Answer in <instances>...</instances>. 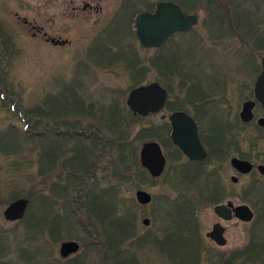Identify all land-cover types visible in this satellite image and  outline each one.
<instances>
[{
    "label": "rangeland",
    "instance_id": "obj_1",
    "mask_svg": "<svg viewBox=\"0 0 264 264\" xmlns=\"http://www.w3.org/2000/svg\"><path fill=\"white\" fill-rule=\"evenodd\" d=\"M165 1L181 4L187 14L198 17V23L190 32L174 37L161 50L144 49L133 33L134 14L152 13L157 2ZM208 1L210 0H202L201 3H193L192 0H103L101 13L91 12L77 16L71 10L70 0H0V92L4 94L3 97L0 96V138H5L1 145L7 142L3 147H18L10 155L1 154L0 148V229L7 233L0 238V264H68L63 263L58 254L59 244L63 240H74L81 244V251L77 256L81 264H106V252L103 251L102 243L109 233L106 236L99 226H96L99 235L94 233L90 221L87 222L85 209L91 200L90 193L93 189H90L94 185L99 191L114 184L123 203L121 211L127 209L133 216L135 234L137 237L148 238L140 244L125 245L118 258L115 257L114 250L115 263L190 264L193 254L187 256L183 250H175L174 243L176 239L184 237L187 230L188 233L192 231V203H196L197 197L206 196L203 193L207 189L204 181L172 180L177 164L169 163L164 175L154 183L141 182L137 174H134V185L132 181L128 185L98 172L95 177L87 178L91 186L88 185L82 190L84 181L76 179L73 191L63 196L59 188L54 193L53 190L58 186L57 183H61V178L66 183L73 180L67 174L70 170L64 165V162L68 163L65 161L67 159L61 160V167L55 168H48L44 163L39 167V160L44 162L47 159L50 141L65 144L64 151H68L74 146L80 133L94 131L99 134L97 127L107 128L109 123L106 121L109 119L100 122L97 118L100 111H107L108 114L112 104H117L123 110L122 123L125 127L119 131L129 134V140L134 142L135 148H139L141 141L138 128L144 127L143 125H158L160 119L154 117L139 122L126 112L124 95L133 85L127 64L131 59L136 60V55H139L144 65H148L153 57L154 60L159 55L166 57L165 61L160 59L162 74L150 66L145 82L158 81L162 86L171 88L170 97L175 99L183 97V88L179 87L181 81L191 79L194 83L202 82L206 78L205 74L209 77L212 73L215 74L222 63L224 66H234L236 69L232 71L242 68L243 64H250L251 61L258 63L259 56H264L263 48L258 49L256 56L254 52L249 54L247 49H242L237 44L236 33L252 35V47L253 39L260 41L264 36V0H218L214 14H210L207 8ZM117 19L119 25H115ZM39 29L47 36L68 41L69 44L53 46L45 41L41 31L37 32ZM100 39L108 41L105 46V51L109 52L107 55L97 49L104 45ZM190 40L197 49L194 53H186L188 50L185 48L189 47ZM175 44L179 46L174 47ZM235 44L240 48L237 54L233 47ZM90 63L95 64L97 70L92 66L89 70ZM200 63L211 65L202 70ZM82 65L87 68L83 69ZM100 65L104 68L101 69ZM211 67H215L212 73ZM77 68H82L79 71L81 75H77ZM172 75H176V78ZM231 77L237 75L233 73ZM72 94H76L78 98L72 97ZM120 96H124L123 100ZM77 99L83 104V111L74 108ZM95 114L96 118H91ZM72 131H77L80 135L77 136ZM44 134L49 137L43 136ZM102 135L101 133L103 138ZM45 147L46 150L42 151ZM112 152L113 171L114 150ZM133 163L135 166L137 162ZM40 169L42 173L44 170L43 174H39ZM90 173L83 170L79 172V177ZM52 184L56 185L53 187ZM245 184L244 180L240 186ZM135 186H141L152 196V202L148 206H137L135 203ZM185 191L193 193L187 195ZM43 193L49 196L51 204L47 205L45 216L40 217L42 227L45 228L42 232L40 227L35 230L34 227L22 224V221L19 223L4 220L5 208L15 199L27 198L28 194L34 197V201L27 198L29 204L26 214L33 217L40 214L42 209L37 200ZM263 195L264 192L260 196ZM260 199L253 198V201ZM182 202V210L174 208ZM261 207L259 205L254 225H231L228 245L222 249L203 242V233L210 229L211 221L217 220L212 207L202 205L198 212V228L201 230L202 240L188 236L193 244L189 252L193 253V249L197 254L201 252L197 257L198 264H264V209ZM71 211L74 212L70 214ZM55 216L60 220L66 217L69 220H65V223L70 222L58 234L60 225L51 224ZM144 218L150 221L148 228L142 225ZM178 219L186 221L187 226ZM253 231L256 232V251L251 246V250L245 252L246 254L250 251L247 258L250 261L245 263V259L230 258L233 251L245 248L250 243ZM167 237L169 239L166 241ZM157 240L165 243H156ZM89 241H99L98 246L89 245ZM20 245L29 251V258L20 257ZM113 247L120 249L117 244ZM126 248L131 250L130 254L126 252L128 256L124 252ZM123 259L126 263L122 262Z\"/></svg>",
    "mask_w": 264,
    "mask_h": 264
},
{
    "label": "flooded vegetation",
    "instance_id": "obj_2",
    "mask_svg": "<svg viewBox=\"0 0 264 264\" xmlns=\"http://www.w3.org/2000/svg\"><path fill=\"white\" fill-rule=\"evenodd\" d=\"M102 1L103 0H70V4L72 5L71 10L75 14H77V16L90 14L91 12L98 14L103 10V7L101 5ZM222 1L223 0H221L220 2ZM170 2L178 5L186 15H193L187 14L186 10L183 9L181 4L174 1ZM215 2L216 4H219L218 0H215ZM156 4L154 11L156 9ZM221 22L223 23V20ZM192 28L185 32L174 34L158 47L145 48L142 45L141 47L144 49H154L156 51L161 50L170 41H172L174 37L181 33H188L192 30ZM39 31L43 33L45 41L53 46H64L69 44L68 41H63L55 37L47 36L42 29L37 30V32ZM133 33L136 37L135 29ZM112 34L113 33H111L110 36H112ZM236 35L235 36L238 41L237 44L242 49H247L249 54L251 52H254L256 56V53L259 52L258 49L263 48L264 50V36L261 37L260 41L253 39L254 47H252L250 45V43L252 44V35H242L241 33H236ZM103 40L100 39V41H102L104 45H102L101 47H97V49L102 50V53L107 55L109 52L105 51V46H107L108 41ZM175 46H179V44H175L174 47ZM181 47L183 48L182 45ZM233 47L236 50L235 53L240 50V48L236 46V44ZM185 49L188 50V52L186 53H194L197 50L195 46H193L192 40H190L189 47H186ZM259 57L260 58L258 63L251 61L250 64H243L241 65L243 66L242 68L239 67L237 70L233 71L232 69H236L234 66H231L230 64L224 66V64L222 63V66L217 69L218 73L216 72L215 74H213L212 71L215 67H211L210 69L212 77L207 76L204 71H202V73L205 74L206 77L202 82L198 81L197 83H194L191 79H188L187 81L182 79L184 81L180 82L179 87L183 88V97H177V99L171 98L170 93L172 92V89L162 86L160 82H145L150 66L160 73L161 62L166 60V57H164V55L157 56L155 60L153 57V59H150L148 61V65H144L139 55H136V60L135 58L134 60L131 59L129 61L130 64H127V67L130 70L131 81L133 84L132 87H130L126 92V95H124L127 114H131V117H135L139 122L158 117L160 119V123L158 125H143L144 127L138 128V137L141 143L139 148H135L133 143V151H131V154L136 157L137 165H126V167L124 168L125 180H123L122 182H126L129 185L133 177H135L134 174H137V176L139 177V181H150L154 183V181L159 180L160 177L164 175L166 169L169 166V163H171V165L173 163L177 164L176 172L174 171L175 175L173 176L172 180L179 179L180 181H194L200 179L204 181L207 189L204 190L203 193H206V196L202 198L197 197L198 200L196 201V203H192V231L189 233V237L193 236V238L197 240L199 239L198 241L202 240L200 233L201 230L199 231L198 228V212L202 205H209L212 207V212L217 221H211L210 229L203 233V238L205 240L203 242L207 244L209 243L211 246H215L217 248L219 247L223 249L228 245L229 231L232 224L254 225L256 223V218L258 215L259 205H262L263 208H261L264 209V195L263 197L260 196L262 192H264V169L260 170V167L264 168V122L261 123V120L264 119V107L255 97V84L262 72L261 60L264 56ZM161 58L162 61L160 62ZM129 59L130 57L128 56L127 60ZM200 65L202 66L201 69L203 70L204 67H209L211 64L200 63ZM91 66L95 70H97L96 65L91 63L88 66L89 70L92 69ZM100 67L101 69L104 68V66L102 65H100ZM82 68L85 69L87 67L85 65H82ZM82 68H77V75ZM209 73L210 72H208V74ZM233 73H235L237 77H231ZM81 74L82 73H80L79 75ZM172 76H175L176 78V75ZM151 84L159 85L166 92V99L164 101L163 107L158 112H150L147 115L133 114L126 103L130 92L137 87H147ZM72 95L70 96L77 97L76 94ZM124 96H120V99L123 100ZM79 99L81 100V98ZM247 103H252L253 105L251 106V110L247 111V115H249V117L243 119L241 117V113L243 111V107ZM109 107L110 108L108 114L107 111H100V116L97 118L100 122L104 121L105 119L107 120V118L109 119V121H106V123H109L107 128L102 127L103 129H99L97 127V132H99V134L94 133V131H91L90 133H87L86 131L80 133V135L78 134L79 132L72 131L75 132V135L77 134V136H80L77 137L76 143L68 151H64L65 144L60 143L61 146L59 148L60 151L57 167H61L60 161L66 158L67 160L65 161H68V163L64 162V165L65 168L70 170V172H67V174L73 179L72 182L69 180V183H66L65 181L62 182L61 178V183H57L58 186L56 188H59V192H61L63 196L65 194L69 195L70 192L73 191L74 181H76V179H78L79 181H84V186L82 187L83 190V188H87L89 185V181H87V178H89V176L95 177L98 172H103L106 177L110 175L109 179L112 178L111 166L113 145L111 142V134L113 132V129L118 131L122 128L124 130L125 125L122 123L124 122V115L122 114L123 110L118 108L117 104H112ZM74 108L79 111L84 110L83 104L78 102V99L75 100ZM179 113L184 114L187 118H190L192 120L191 122L189 120L190 123L187 129L190 132V137L189 135L187 137L190 141H193V138L195 136V134L193 133L194 127L199 143V146H190L187 149V153H184L183 150L178 145H176L171 138L174 124L170 117L173 114ZM96 116V114L92 115L91 118H96ZM113 117H116L118 119L117 122H115V124H117L115 126H113ZM118 123H120V126H118ZM101 133L103 134V138L100 136ZM108 136L110 137L107 138ZM148 143H156L159 146L160 152L164 158V169L162 174L158 177H153L141 162L144 146ZM236 161L248 163L251 166L250 171L247 173H241L235 167ZM66 166H68L69 168ZM133 167L135 170H132ZM83 170L91 172L90 175L87 174L84 177L81 175L79 177V172ZM102 180L103 178L101 177L100 181ZM244 180L246 183L245 186H240L241 182H244ZM89 186H91V183ZM94 187L96 186L94 185L93 188ZM93 188H91L90 190L92 191ZM135 189L134 201L137 206H148L149 204L140 205L136 201V193L138 191L145 190H143L141 186L140 188L139 186H135ZM185 193L187 195H190L191 193H193V191H185ZM241 197H243V200H241ZM253 198L261 199L255 202L253 201ZM241 206H246L250 210L252 214V219L250 221H243L238 216H236L235 211ZM215 207L226 208L228 210L227 216L217 215L214 211ZM72 212L74 211H71L70 214ZM65 220L69 219L65 217V219H63V225H70V222L65 223ZM89 224L91 228H93V226H99L98 228H100L101 225L99 223H96L95 221L93 223L89 222ZM216 224L221 229V245H218L214 240L206 236L207 233L212 231L213 227ZM255 231H253L252 233L253 237H251L250 243H248L245 248L233 251V254L230 255V258H233L234 260L245 259V263L250 261L247 259L250 251L246 254L245 252L251 250V246H253L252 248L256 251L257 246L255 240L256 238L254 236L256 235ZM144 237L142 236L143 239ZM65 242H76L79 246L78 253L76 252V254H69L67 257H62L60 255V245ZM98 242L89 241L88 244L91 246H98ZM158 242L160 241L157 240L156 243ZM102 244L104 246L103 251L106 252L104 256V258L107 259L106 264H116L114 261L115 248L113 247L112 238H106V240H104ZM119 247L120 249L124 248V246ZM80 251L81 244L74 240H63L60 242L58 247V254L61 261L68 264H81V261H79L77 257ZM200 254L201 252H198L197 256H200ZM124 261L125 260L123 259L122 262Z\"/></svg>",
    "mask_w": 264,
    "mask_h": 264
},
{
    "label": "water",
    "instance_id": "obj_3",
    "mask_svg": "<svg viewBox=\"0 0 264 264\" xmlns=\"http://www.w3.org/2000/svg\"><path fill=\"white\" fill-rule=\"evenodd\" d=\"M196 23L197 17L195 15H186L178 5L172 2H159L153 13H139L135 17L134 26L139 43L143 47L151 48L162 45L172 35L185 32ZM261 62L262 72L255 84V97L264 107V57ZM165 99L166 92L159 85L151 84L147 87H138L132 90L126 103L133 114L147 115L150 112H158L163 107ZM252 105V103H247L243 107L241 113L243 119L249 117L247 111L251 110ZM170 119L174 124L171 138L184 153H187V149L190 146H199L194 127L193 133L195 136L193 141H190L187 137L188 135L190 137V132L187 130L189 123L192 121L190 118L179 113L173 114ZM262 122H264V119L261 120V123ZM141 162L153 177H158L162 174L164 169V158L156 143H148L144 146ZM235 163V167L241 173H247L251 169V166L246 162L236 161ZM263 169V167H260V170ZM136 200L142 205H147L151 202V195L145 191H138L136 193ZM28 203V199L25 198H19L11 202L3 211L4 220L8 222L21 220L25 215ZM214 211L219 216H227L228 212L224 207H215ZM235 214L243 221L248 222L252 219V214L246 206L237 208ZM142 224L144 226H149V219L144 218ZM220 234L221 229L216 224L212 231L207 233L206 236L214 240L218 245H221ZM78 249L79 246L76 242H65L60 245V255L62 257H67L69 254L76 253Z\"/></svg>",
    "mask_w": 264,
    "mask_h": 264
},
{
    "label": "trees",
    "instance_id": "obj_4",
    "mask_svg": "<svg viewBox=\"0 0 264 264\" xmlns=\"http://www.w3.org/2000/svg\"><path fill=\"white\" fill-rule=\"evenodd\" d=\"M195 1H198L199 3L202 2V0H192V2L194 3ZM207 8L210 10V14L211 13H215V9L214 7H216L217 4H215V0H210L207 2ZM138 13V12H137ZM137 13H135L134 15H136ZM119 19H122L121 17ZM119 19H117L118 21H115V25H119ZM2 95V96H1ZM0 96L3 97L4 94L0 92ZM6 99V98H5ZM4 101V99H3ZM113 126L117 125L115 124V122H117V118L113 117ZM118 126H120V123H118ZM114 128V127H113ZM42 136V135H41ZM46 137H49V135H43ZM8 139V137H6ZM5 139V138H4ZM1 140L0 138V148H1V154H5L7 153V155H10L12 152H15L16 149L18 147L13 146L10 149V146H5L3 147V145H6L7 142H5L3 145H1V143H3L5 140ZM111 142L113 145V150H114V165L115 167H113V171H112V178L117 180V181H123L125 180V176H124V168L126 167V165L128 166H132L134 165L133 162L136 161V157L134 155L131 154V151H133V141L129 140V134H125L123 132H120L119 130H114L111 134ZM60 146L61 144L57 141L56 143H54V141H50L48 143V150L49 153H47V159L42 162V160H39V167L42 163H44V165H48L49 168H55L58 166V157H59V151H60ZM45 149H42V151H45ZM134 160V161H133ZM137 162V161H136ZM137 165V163H135V166ZM44 173V170H43ZM42 173V169L39 170V174H43ZM53 187L56 184H52ZM116 186L118 187V185L116 184ZM57 188H55L53 190V193L55 192ZM91 197H90V202L88 201V205L86 206V218L88 219V221H90V223H93L94 221L96 223L101 224L100 228L102 230L103 233L107 234L109 233V236H107L108 238H112V243L117 244L118 246H124L125 245H129L132 243H137L140 244L141 242H144L146 239H148L147 237H144V239L142 237H137V235L135 234L134 231V226H133V216L132 214L128 213L127 209H125V211H121V204H123L120 199H119V194L116 191V187L115 184L112 185V187L107 188V189H99V191H97V187L94 189L92 193H90ZM29 200L34 201V197H32V195L28 194V196H26ZM49 196H46L43 194H41L40 198L37 200V203L41 206L42 212H40V214H38L37 216L33 217L31 214L29 215L26 214L27 216H24V218L21 220L22 224H25L26 226H31L32 228L34 227L35 230L40 229V231L42 232L43 228L42 227V223L40 220V217H42V215L45 216V212H46V208L47 205L51 204V200L48 199ZM86 197V196H85ZM88 197V198H89ZM87 198V197H86ZM16 200V199H15ZM89 200V199H88ZM37 203H33L34 205ZM183 202L180 204H176V207H174L177 210H182V206H183ZM48 205V206H49ZM121 206V207H120ZM170 216L172 215V213H169ZM19 221V223L21 222ZM179 222H181L183 225L187 226V222L182 220V219H178ZM51 224H59V228L57 229V234L59 231H61V228L63 229L65 226L63 225V220H60L57 216H55V219L52 221ZM94 233L98 234V230L95 226H93ZM99 228V229H100ZM188 229V227H187ZM109 230V231H108ZM188 231V230H187ZM185 232V236L184 237H180L179 239H176V242L174 243V249L175 250H183L185 255H192V259L191 262H189L190 264H198V256L197 253H195L194 249L192 250L193 253L189 252V248L191 246H193V244L191 243V241L188 239L189 237V233ZM52 232V231H51ZM56 232V231H55ZM188 233V235H187ZM6 232H4V230L0 229V238L3 236H6ZM56 236V235H55ZM186 237L188 240H186ZM169 238H166V241ZM165 242H163V240L160 241L159 244H163ZM128 248H130V246H128ZM126 248L124 250L125 254L127 255V251H131L130 249ZM188 249V251H187ZM115 250V249H114ZM120 250H115V256L119 257V253ZM19 252H20V257L21 258H29L28 254L29 251L23 247V245H20L19 247ZM130 254V252H129ZM128 256V255H127ZM127 256H126V260H127ZM125 260V259H124ZM126 260L124 261L126 263Z\"/></svg>",
    "mask_w": 264,
    "mask_h": 264
}]
</instances>
